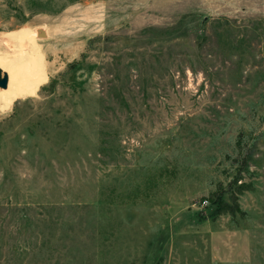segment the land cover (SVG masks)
<instances>
[{"label": "rangeland", "instance_id": "1", "mask_svg": "<svg viewBox=\"0 0 264 264\" xmlns=\"http://www.w3.org/2000/svg\"><path fill=\"white\" fill-rule=\"evenodd\" d=\"M0 53V264H264V0H0Z\"/></svg>", "mask_w": 264, "mask_h": 264}, {"label": "bare ground", "instance_id": "2", "mask_svg": "<svg viewBox=\"0 0 264 264\" xmlns=\"http://www.w3.org/2000/svg\"><path fill=\"white\" fill-rule=\"evenodd\" d=\"M27 29V28H26ZM4 35H6V34H4ZM12 35V34H11ZM36 35V34H35ZM28 36H29V34L27 35V38H28ZM25 37H26V34L25 33H20V34H18V35H16V36H13L12 37V39H10V41L11 40H15V41H17L19 44H20V46H22L23 45V42H24V39H25ZM4 39H6L5 37H3ZM8 39H9V37H7ZM11 38V37H10ZM29 40L31 39V36H30V38H28ZM9 41V40H8ZM9 41V42H10ZM7 42V41H6ZM5 42V43H6ZM12 42V41H11ZM8 44V43H7ZM6 44V45H7ZM24 44H25V42H24ZM27 44V43H26ZM25 44V45H26ZM2 45V44H1ZM17 45V44H16ZM36 45V44H35ZM27 46V45H26ZM7 47V46H6ZM11 47V46H10ZM12 48V47H11ZM27 48V47H26ZM15 50V49H14ZM19 50V49H18ZM20 51V50H19ZM1 54V53H0ZM10 54V53H9ZM21 54H23V52L21 53ZM20 55V54H19ZM17 56V55H16ZM20 57V56H19ZM7 58V57H6ZM34 58V57H33ZM9 60H10V58H9ZM17 61V60H16ZM16 61H13V62H15V63H17ZM20 62V61H19ZM11 63H12V61H11ZM22 63V64H21ZM20 63V66L22 65V67L25 69V71L24 70H17L16 72H18L19 71V73L20 72H25L24 74H26L27 73V75H29V79L27 78V80L26 81H24L23 79H25L26 77H28L27 75L25 76L24 74H22L23 76H21L20 75V78H18V74H16V75H18L17 76V78H18V84L15 86V92H16V94H20V95H22V94H24V93H26V91H25V88H32V87H37V85H38V80L39 79H36L35 77L38 75H36L35 73H37L38 72V70H37V72L36 71H34V67H36V66H34V63L35 62H33V60L31 59V58H29L28 56H25V55H23L22 56V62ZM19 64V63H18ZM18 64H16V66H19ZM40 65V64H39ZM21 67V68H22ZM22 68V69H23ZM12 70V69H11ZM15 72V73H16ZM14 73V74H15ZM7 75H8V86H7V88L5 89V90H3V94H4V98L5 99H8L9 98V96H10V89H11V84H12V80H13V76H12V74H10V73H7ZM36 75V76H35ZM24 76H25V78H24ZM37 77H39V76H37ZM23 78V79H22Z\"/></svg>", "mask_w": 264, "mask_h": 264}, {"label": "water", "instance_id": "3", "mask_svg": "<svg viewBox=\"0 0 264 264\" xmlns=\"http://www.w3.org/2000/svg\"><path fill=\"white\" fill-rule=\"evenodd\" d=\"M8 86V75L0 69V89H6Z\"/></svg>", "mask_w": 264, "mask_h": 264}, {"label": "built area", "instance_id": "4", "mask_svg": "<svg viewBox=\"0 0 264 264\" xmlns=\"http://www.w3.org/2000/svg\"><path fill=\"white\" fill-rule=\"evenodd\" d=\"M203 204H206V203H203Z\"/></svg>", "mask_w": 264, "mask_h": 264}]
</instances>
